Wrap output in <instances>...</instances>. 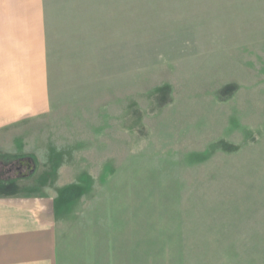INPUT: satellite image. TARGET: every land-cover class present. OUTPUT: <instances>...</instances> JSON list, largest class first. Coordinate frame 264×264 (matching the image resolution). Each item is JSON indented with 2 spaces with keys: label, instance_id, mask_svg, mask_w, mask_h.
<instances>
[{
  "label": "rangeland",
  "instance_id": "374dc122",
  "mask_svg": "<svg viewBox=\"0 0 264 264\" xmlns=\"http://www.w3.org/2000/svg\"><path fill=\"white\" fill-rule=\"evenodd\" d=\"M47 4L51 109L0 131V197H56L58 264H264V0Z\"/></svg>",
  "mask_w": 264,
  "mask_h": 264
},
{
  "label": "crops",
  "instance_id": "0c3cea01",
  "mask_svg": "<svg viewBox=\"0 0 264 264\" xmlns=\"http://www.w3.org/2000/svg\"><path fill=\"white\" fill-rule=\"evenodd\" d=\"M73 11L65 10L70 29ZM58 16L47 0H0V131L51 109ZM55 203L48 194L0 197V264H58Z\"/></svg>",
  "mask_w": 264,
  "mask_h": 264
},
{
  "label": "flooded vegetation",
  "instance_id": "af4514ba",
  "mask_svg": "<svg viewBox=\"0 0 264 264\" xmlns=\"http://www.w3.org/2000/svg\"><path fill=\"white\" fill-rule=\"evenodd\" d=\"M31 163L28 162H18L17 163V167H16V171L20 172L22 169L28 170L30 169ZM12 171V170H11Z\"/></svg>",
  "mask_w": 264,
  "mask_h": 264
},
{
  "label": "trees",
  "instance_id": "16d2710c",
  "mask_svg": "<svg viewBox=\"0 0 264 264\" xmlns=\"http://www.w3.org/2000/svg\"><path fill=\"white\" fill-rule=\"evenodd\" d=\"M230 90H231V87H226L223 89L222 92L226 91L225 93L228 94V93H230Z\"/></svg>",
  "mask_w": 264,
  "mask_h": 264
},
{
  "label": "water",
  "instance_id": "95a60500",
  "mask_svg": "<svg viewBox=\"0 0 264 264\" xmlns=\"http://www.w3.org/2000/svg\"><path fill=\"white\" fill-rule=\"evenodd\" d=\"M33 173V170L30 172V174H32Z\"/></svg>",
  "mask_w": 264,
  "mask_h": 264
}]
</instances>
